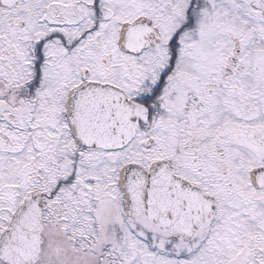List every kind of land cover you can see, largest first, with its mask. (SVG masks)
I'll return each mask as SVG.
<instances>
[{"label": "snow or ice", "instance_id": "1", "mask_svg": "<svg viewBox=\"0 0 264 264\" xmlns=\"http://www.w3.org/2000/svg\"><path fill=\"white\" fill-rule=\"evenodd\" d=\"M0 264H264V0H0Z\"/></svg>", "mask_w": 264, "mask_h": 264}]
</instances>
